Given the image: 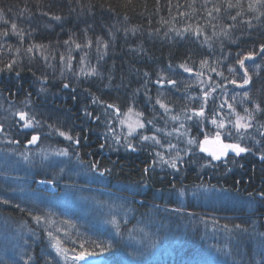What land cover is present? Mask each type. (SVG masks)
<instances>
[{
    "label": "trees",
    "instance_id": "1",
    "mask_svg": "<svg viewBox=\"0 0 264 264\" xmlns=\"http://www.w3.org/2000/svg\"><path fill=\"white\" fill-rule=\"evenodd\" d=\"M229 3L233 7H228ZM216 8L220 11H215ZM261 13L264 2L255 0H0V138L2 133L6 134L0 139V151H18L36 135L38 146L68 152L51 168L49 162L34 158L31 171L26 169L29 165L19 163L17 167L22 169L11 174L30 185L37 180L58 181L59 194L68 188L73 192L79 190L85 197L97 198L104 192L112 200L115 196L143 198L142 202L149 203L147 208L141 205L137 208L136 199H132L133 206L147 224L156 222L153 233L159 231L162 241L175 239L180 233L179 243L161 252L155 248L154 255L162 256L151 257L149 264H253L250 253L259 248L257 233H264V196L260 195L264 193V161L254 157L264 155V53L260 49L264 44V15ZM233 16L235 20L231 19ZM29 47L33 49L31 52ZM249 52L253 56L245 100L253 115L254 128L245 132L249 133L248 141L242 142L256 151L247 154L245 161L251 162L248 169L242 157L236 159L227 154L220 161L201 151H192L188 160H182L183 178L156 171L159 164L153 146L142 141L135 143L136 135L124 134L122 118L126 112L137 114L144 129L162 141L168 139L162 132H169L171 110L182 100L180 89H186L182 80L175 79L184 77V67L194 72L210 62L209 66H214L215 73L220 74L211 79L212 85L220 86L225 74L221 69L234 66L240 56ZM13 61L10 70L5 67ZM171 72L175 75L169 77ZM160 80H173L176 84ZM231 80L238 81L236 76ZM64 84L69 87L65 88ZM186 87L192 88L187 83ZM257 105L260 111L256 110ZM21 111L35 118L33 127L25 131H21L23 122L17 115ZM59 132L72 136L73 140L60 136ZM200 133L204 137L211 135L206 130ZM201 135L196 128L191 132L198 142ZM129 143L135 152L128 148ZM91 163H97V169L93 170ZM80 165L87 166L85 172ZM151 168L152 173L156 171L154 176ZM104 169L111 171L100 175ZM87 170L94 174L97 183L87 179ZM227 171H231L229 176ZM129 182L135 185L143 182L147 189L138 196L130 190ZM11 185L0 181V191L7 192ZM197 187L204 189L190 195L192 188ZM229 188L246 196L249 191L256 206H242L226 190ZM5 200L4 197L0 200L5 205L0 204V214L9 222L24 223L33 230L31 264H58L56 256L46 249L53 236L68 250H75V254L83 250L95 252V256L103 253L108 258V253L111 260L124 251L122 241L129 231L128 221L116 234L97 218L94 222L84 220L81 210L68 213L55 204L38 207L30 202L23 205L16 198H10L8 203ZM150 204H156L151 206L155 209H148ZM168 207L186 208L191 214L181 213L182 217L175 219L178 214H173L174 211L161 210ZM47 212L54 216L50 224L41 219V227L32 226L37 222L34 217L42 218ZM158 223L161 230H155ZM63 232L66 238H61ZM222 237L242 243V250L235 249L242 251L244 259L234 249L230 257L225 256ZM107 244L112 247L104 250ZM132 245L128 253L139 256L138 248ZM18 262L14 259L10 264H23Z\"/></svg>",
    "mask_w": 264,
    "mask_h": 264
},
{
    "label": "rangeland",
    "instance_id": "2",
    "mask_svg": "<svg viewBox=\"0 0 264 264\" xmlns=\"http://www.w3.org/2000/svg\"><path fill=\"white\" fill-rule=\"evenodd\" d=\"M244 57L245 56H240L238 59H243ZM209 65L210 62H208L206 65L202 64L201 68L198 71L194 72H192V69H190V71L183 70V78L175 77V79H177L176 81H183L181 83L186 89L184 91L180 89V97L182 98V100H178L177 106H175L171 110L168 123L169 132H162L168 136V139H164L162 141V138L153 135L152 132H149L148 129H144V127H138V125L141 123L140 121H138L139 117H137L138 115H135L131 111L126 112V114L122 118V128H124L123 132L126 136L129 137V125H131L134 130L132 131V135L130 137L136 135L134 141L135 143H137L138 141H142V143H147L148 145L153 146V155L155 156L154 158H156L157 163L159 164V166L155 168L156 171L158 169L159 172L166 173L167 175L168 173H172L173 175H177L180 178H183L184 174L182 171H184L185 169H183L182 160L187 159L192 151H202V140L206 137H214L215 146H217V148H221L222 144L236 143L232 141H239L242 147L249 148L246 145L244 146V143L242 142L245 140L248 141V138L246 137L249 133L245 132L252 129V127L254 128V125L252 124L253 115H251L250 109L249 107H247L249 105H247V101L245 100L246 97L244 96V93L248 92L249 85H244L243 87L240 86L244 79V69H241L237 62L234 66L228 67V69H221L222 72H225V74L222 76L224 82L222 83L221 81L220 86H213L211 79L215 77L216 73L214 70L216 69L214 68V66L213 68H211ZM245 68L248 72V70L251 68V59L245 60ZM228 74H230V77H227ZM174 75L175 72H171V75L169 77H172ZM219 76L220 74H216V78H218ZM233 76H236V79L238 80L236 84L231 83L232 80L229 81V78H232ZM160 81H165L168 83L169 80ZM186 83L188 87L190 85L195 89L190 90L192 88H187ZM205 92L208 93L207 98H205ZM229 105H231V108L229 107ZM201 109H203L204 113L202 116L194 114L198 113ZM245 109H247L248 112H245ZM173 117H175V119ZM240 118H243L240 121L241 123H249L251 124V127L246 129L237 128L236 121ZM213 121H215V123ZM190 126H192L193 128H190ZM195 128L199 132V135H201V131L205 132V130L210 132L211 135L205 137L201 135L202 138L199 136L201 140L200 142H198L191 136V132ZM21 129V131H25V129L27 128H24L22 124ZM262 129H264V125L262 126ZM240 134H242V136H240ZM5 135V133H2L1 138ZM144 136L149 137V139L144 140L142 138ZM2 140L5 141V139ZM189 141H192V143H189ZM250 149V153L254 154L256 150L254 148ZM60 151L61 150L58 148H56L55 150H51L45 147L43 148L42 146H38V142L32 146L26 145L25 143L24 146H22V148H20L18 151L14 149H8L6 151L1 150L0 178L4 180L0 181L4 182L5 184L8 183L11 185L13 183L15 185H11L10 188L8 187L7 192H4L3 190L0 191V200L2 201L3 197L7 201H9L10 198H16L17 201L21 202L23 205H27V203L30 202L31 205L33 204L38 207H40L41 205L53 206V204H55L56 206H60L64 211L68 213H73L76 212V210H81L80 213L84 220H87L88 222H94V219L97 218L99 219L101 225L107 228H111L112 230H114V232L119 231L121 226H123V224L127 223L128 221L126 230L129 231L123 237L124 239L122 238V242L125 245L122 254L120 255L118 253L111 260L109 259L108 253L106 255V257L108 258H104L103 253L97 254L99 256H88L98 260L97 263L92 264H149V259L151 257L152 259H154L155 257H157V255L162 256V254L154 255L155 248H157V252H161V249L165 250L170 248L172 244L179 243V241L177 240L180 239V233L177 234L175 239H171L170 241H162L164 238L160 237V233H158L159 231H154V233L152 232L154 229L153 223L156 224V222L147 224L148 222L141 218V215L137 212L135 206H133L132 199H136L135 196H132V199L127 196H122L120 198L119 196H115V198L113 197L112 200L107 193L102 192L101 194H98L97 198H94L91 195H87V197H85L81 195L79 190H74L75 192H73V190H70L68 188H64L63 192L59 194V191L56 187V185H58V181H52L51 183L45 181V183H41V181L44 180H37L35 183H33L34 185H30L29 183H25L20 178H16L11 174L14 171L17 172V170L22 169V167H17L19 163L21 166H25V164H27V166L29 165L28 167H26V169L28 171H31V161H35L34 158L49 162L48 168H51L55 162H58V160L60 161V159L62 158V156L58 154ZM227 154H232L236 159H238L239 157L244 158V161L242 163L244 164L246 169H248V166H250L251 162H249V160L245 161L247 159L248 153H242L240 156H236L234 152L228 150ZM255 156L256 159L258 157L260 158V156H257L256 154L254 155V157ZM208 157L213 159L212 156ZM225 157L226 156H222L219 160L221 161L225 159ZM172 161L176 162V168H172L170 166ZM86 165H80L79 168L82 167L83 171L85 172L88 166ZM233 165L236 164L233 163ZM26 169H24L23 171H26ZM150 171L152 173L153 168H151ZM156 171H154L151 175L154 176L156 174ZM86 172L89 174L87 179L90 182H98L96 181L94 174H91L88 170ZM230 173L231 171H227L226 176H229ZM224 175L225 174H223V177L225 178ZM106 180L108 181V179ZM128 185L131 186L130 190L135 192L138 196L144 194L147 189L146 184L143 182L136 183V185L129 182ZM192 189L194 190L190 191V195H194L195 193L197 194L198 192L203 191L204 187H197ZM101 190L106 191V188H101ZM115 193L119 195L121 194L117 192ZM8 194H12L14 195V197H11ZM226 194L227 192L224 195ZM246 197H248L247 199L250 198V196L248 195ZM142 199L143 198L136 199V206L141 205V208L145 209L147 208V206H149V203L142 202ZM250 199L253 200V198ZM179 201H181V199ZM183 202L181 203L183 204ZM129 203H131L132 206L129 205ZM4 206L5 205H3L2 207ZM151 206H156V204H150V208H148L150 210L155 209ZM161 210H163L164 212L174 211L175 213L173 214H178L175 216V219L181 218L182 215H179L181 213H183V215L191 214L186 208L177 210V208L168 207L161 208ZM48 212L45 213V216L43 215L41 219L50 224V221L53 220L54 216L51 213L48 214ZM9 221L10 220L6 218V216L0 214V264H8V262L10 264L14 259L17 262H23V264L33 263V259L31 258L30 254V248L33 241L35 240L32 236L33 230L28 229L24 223L15 224ZM32 226L41 227L40 223L35 221ZM148 230H150V234L153 238L150 236ZM155 230H161L159 223L156 225ZM116 234L119 233L116 232ZM116 234L115 236H118ZM257 234V243L259 244V248H257L256 251L250 253L253 258V264H261L264 259V233ZM183 236L184 235H182L181 237L183 238ZM52 238L53 239L48 241V246H46V249H48L51 254L56 256L58 264H88L81 261L74 262L71 257L75 253L71 250H68L67 259H65L62 255H58L55 248L53 247V244L56 243L57 238L55 237L54 239V236ZM61 238H66L64 232L62 233ZM122 239H120V241ZM158 240H160L161 242L157 243ZM220 242L221 245L225 243V245L221 246V248H224L225 250V252L223 253L225 256L230 257V253L232 252V250L234 249L236 251L235 248L237 247L242 250V243H238L236 239H233L231 237H222L220 239ZM132 244H135L138 248L140 253L139 256H132L128 253L127 250L133 246ZM61 247L65 248L62 243ZM240 249L239 252H236L241 253V258L244 259V254ZM219 251L221 250L219 249ZM8 257L10 259L5 260V258ZM27 257L28 259H26Z\"/></svg>",
    "mask_w": 264,
    "mask_h": 264
},
{
    "label": "snow or ice",
    "instance_id": "3",
    "mask_svg": "<svg viewBox=\"0 0 264 264\" xmlns=\"http://www.w3.org/2000/svg\"><path fill=\"white\" fill-rule=\"evenodd\" d=\"M255 2H256V3H262V2H264V0H255ZM228 7H233V5H232L231 3H229V4H228ZM249 8L252 9V5H251V4L249 5ZM215 11L219 12L220 9H219V8H216ZM209 15H211V13H209ZM237 15H239V13H237ZM261 15H264V13H261ZM55 19L59 20L60 17H55ZM231 19H232V20H235L236 17L233 16V17H231ZM246 23H248L249 25L251 24L250 21H247ZM12 29H13V31L16 30V25H15V24L12 25ZM5 34H6V33H5ZM197 34H199V33L197 32ZM77 47H80V45H77ZM105 47H107V45H105ZM260 49H261V52L264 53V44H262V45L260 46ZM32 50H33V49H32L31 47L28 48V51H29V52H31ZM252 56H253V53H252V52H249V53H248L243 59H238V61H237V63L239 64L240 68H241V69H244V79H243L242 84L240 85L241 87H243L244 85H248V84L250 83V77L248 76L247 69L245 68V60L252 59ZM62 59H63V58H62ZM13 63H15V61H13V62L10 63V64H7L5 67L8 68V69L10 70V69L12 68V66H13ZM181 67H184V65H181ZM184 70H185V71H190V69H188L187 67H184ZM92 74H95V69H92ZM17 75H19V73H17ZM168 83L171 84V85H175V84H176V81L169 80ZM231 83L236 84L237 81L232 80ZM63 86H64L65 88L69 87L68 84H64ZM213 91H214V89H213ZM29 95H30V94H29ZM204 95H205V98H207L208 93L205 92ZM244 96L247 97V96H248V92H245V93H244ZM74 98H75V97H74ZM94 102H95V101H94ZM157 103H160L159 100L157 101ZM108 107H113V105H108ZM161 107H165V105L161 104ZM229 107L231 108V105H229ZM256 110H257V111H260V110H261L259 105L256 106ZM245 112H248V110L245 109ZM194 114H196V115H201V116H202V115L204 114V113H203V109H201L198 113H194ZM17 115L19 116V120L23 122V127H24V128H30V127H33V120L35 119L34 117L29 116L28 113L23 112V111L17 113ZM88 115H91V113H88ZM173 118L175 119V117H173ZM242 119H243V118H240V119H238V120L236 121V127H237V128H245V129H246V128L251 127V124H249V123H241L240 121H241ZM213 122L215 123V121H213ZM122 123H123V122H122ZM138 127L143 128V127H144V124H143V123H140V124L138 125ZM133 130H134V129L132 128V126L129 125V133H128L129 136L132 135V131H133ZM59 135H60V136H64V137H65L66 139H68V140H73V137H72V136H70V135H66V133H64V132H59ZM142 138H143L144 140H148V139H149V137H147V136H144V137H142ZM38 139H39L38 136H36V135H32V137H31V139L28 141V143H29V144H34V143H36V141H37ZM75 142L78 144V143H79V140H76ZM189 143H192V141H189ZM204 143H207V139H205ZM101 147H103V145H101ZM128 148L131 149V150H133V151H135V147H134L131 143L128 144ZM201 150H202V151H208L207 148H203V147L201 148ZM228 150H231L232 152H234L236 156H240L242 153H248V152L251 151L250 148L242 147L240 144L231 143V144H222V145H221V149H220L219 152H217V151H212V152H210V155L212 156L213 159H215V160H219V159H221L222 156H226V155H227ZM58 154H59V155H62V156H66V155H68V152H67V150L65 149V150H61ZM158 155H159V154H158ZM260 159H261L262 161H264V155H261V156H260ZM170 166H171L172 168H176V162H175V161H172L171 164H170ZM90 167H91L93 170H95V169H97L98 165H97V163H91V164H90ZM110 171H111V169H104V171L100 172V175H103L104 172H110ZM147 171H148V169H145V172H147ZM47 182H48V183H51L52 181H47ZM41 183H45V181H41ZM260 195H261V196H264V193H260ZM4 203H8V201L5 200ZM34 219H36L37 222H39V221L41 220V217L36 216V217H34ZM48 235H49V237H52V233H51V232H49ZM54 239H55V238H54ZM53 247L55 248V250H56V252H57L58 255H62V256H64L65 259L68 258V255H67V253H68V249H67V248H62V247H61V242L59 241V239H56V243L53 244ZM111 247H112L111 244H107V245L104 246V250H108V249L111 248ZM83 248H84V245L82 244V245H81V249H83ZM73 251H75V250H73ZM93 255H96V253H95V252H86V251H83V250H82V251H80L79 253L74 254V255L71 257V259H72L74 262H75V261H83V260L86 259V257H88V256H93Z\"/></svg>",
    "mask_w": 264,
    "mask_h": 264
},
{
    "label": "bare ground",
    "instance_id": "4",
    "mask_svg": "<svg viewBox=\"0 0 264 264\" xmlns=\"http://www.w3.org/2000/svg\"><path fill=\"white\" fill-rule=\"evenodd\" d=\"M248 187H246L245 189H242L243 191L246 190ZM228 191H231V193H233V188H229L226 189ZM234 199L236 202H238L239 204H241L242 206H246V207H254L256 206V202L254 200H251L250 198H253V195L248 191L247 194L248 196H250L249 199H247L248 197L244 196L239 190L234 189ZM236 194V196H235ZM252 195V196H251Z\"/></svg>",
    "mask_w": 264,
    "mask_h": 264
},
{
    "label": "water",
    "instance_id": "5",
    "mask_svg": "<svg viewBox=\"0 0 264 264\" xmlns=\"http://www.w3.org/2000/svg\"><path fill=\"white\" fill-rule=\"evenodd\" d=\"M205 139H207V143H204ZM205 139H203V141H202V146L204 148H207L208 149V151H207L208 154H210V152H212V151H217V152L220 151V148H217L215 146V140L214 139H212V138H205ZM34 144H29L28 143L27 145L32 146ZM81 262L92 264V263H97L98 260L97 259H94V258H91V257H86V259L83 260V261H81Z\"/></svg>",
    "mask_w": 264,
    "mask_h": 264
}]
</instances>
